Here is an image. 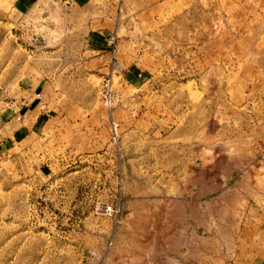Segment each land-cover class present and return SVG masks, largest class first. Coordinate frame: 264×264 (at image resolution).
Listing matches in <instances>:
<instances>
[{"label": "rangeland", "instance_id": "374dc122", "mask_svg": "<svg viewBox=\"0 0 264 264\" xmlns=\"http://www.w3.org/2000/svg\"><path fill=\"white\" fill-rule=\"evenodd\" d=\"M105 26L101 57L87 37ZM181 200L199 225L210 203L224 264H264V0H0V264L159 255Z\"/></svg>", "mask_w": 264, "mask_h": 264}, {"label": "crops", "instance_id": "0c3cea01", "mask_svg": "<svg viewBox=\"0 0 264 264\" xmlns=\"http://www.w3.org/2000/svg\"><path fill=\"white\" fill-rule=\"evenodd\" d=\"M22 4L33 6L39 0H17ZM58 2L60 0H57ZM77 7L85 6L92 0H70ZM67 2V0H62ZM109 34L107 26L98 27L90 31L87 37V49L91 52H102L101 57L108 55L106 38ZM35 90L31 91L33 95ZM10 110V109H9ZM11 113L12 110H10ZM178 210L177 214L184 219V224L176 225L170 234V248L163 250L161 254L154 255L149 252H137L139 258L131 260L127 264H224L225 262V232L224 228H217L210 232V203L201 202V231L198 232L199 223L195 220L194 201L181 200L171 202ZM176 214V215H177ZM198 214V213H197ZM218 217L220 218L219 209ZM156 257V259H154ZM126 264V263H125Z\"/></svg>", "mask_w": 264, "mask_h": 264}, {"label": "built area", "instance_id": "2783aa9c", "mask_svg": "<svg viewBox=\"0 0 264 264\" xmlns=\"http://www.w3.org/2000/svg\"><path fill=\"white\" fill-rule=\"evenodd\" d=\"M122 1V0H121ZM118 38V33L117 32H112L109 36L106 38V44L108 47V52L111 53V56H113L116 52V40ZM140 73L137 74L138 77H140ZM39 100V94L34 91L33 95L27 94L25 98V103L26 105L32 104L34 101ZM115 99V92L113 89V83H112V76L108 75L106 76L103 81L101 82L100 85V100L102 105L105 107V109L110 112L112 105L114 103ZM5 107L12 110L15 113V118L17 120H20V114L21 110L20 109H13L12 104L5 103ZM108 121H109V128L111 132V137L112 140L117 143L119 139V125L118 122L113 118V116L109 113L108 114ZM102 212L104 215L107 217L113 219L115 222H117L118 216L120 214V207L119 205L114 206L113 204H107L104 203L101 206ZM109 245H111V242H109Z\"/></svg>", "mask_w": 264, "mask_h": 264}]
</instances>
